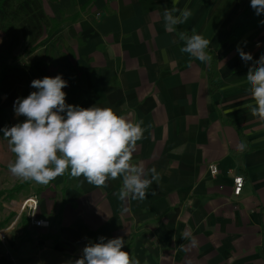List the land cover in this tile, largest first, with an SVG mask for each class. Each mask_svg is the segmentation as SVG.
I'll return each instance as SVG.
<instances>
[{
	"label": "crops",
	"instance_id": "0c3cea01",
	"mask_svg": "<svg viewBox=\"0 0 264 264\" xmlns=\"http://www.w3.org/2000/svg\"><path fill=\"white\" fill-rule=\"evenodd\" d=\"M41 1L56 25L21 66L32 81L62 75L68 104L143 120L147 130L133 161L155 167L160 179L142 201H119L121 180L100 189L67 174L47 185L25 182L9 171L15 157L0 139V264H69L100 237H122L141 264H264V125L244 107L253 102L245 78L264 54V28L224 42L250 0ZM174 4L187 5L192 15L170 33L162 14ZM193 30L210 40L219 79L213 93L211 59L203 63L180 51L177 33ZM238 46L253 60L245 63ZM6 120L13 126L25 117L13 111ZM242 141L247 149L240 152ZM209 164L217 175L210 176ZM235 176L244 180L239 196ZM31 195L49 227L33 228L25 217L15 222L5 208Z\"/></svg>",
	"mask_w": 264,
	"mask_h": 264
},
{
	"label": "clouds",
	"instance_id": "9594fccd",
	"mask_svg": "<svg viewBox=\"0 0 264 264\" xmlns=\"http://www.w3.org/2000/svg\"><path fill=\"white\" fill-rule=\"evenodd\" d=\"M250 6L256 15L264 14V0H250ZM191 15L187 5L183 9L175 4L165 8V31L175 33L176 26L185 24ZM177 35L184 42L182 53L203 63L211 59L207 52L210 40L202 34L193 30L191 35L183 31ZM237 52L245 63L253 60L252 54L239 46ZM162 53L167 62L166 49ZM245 80L253 102L244 107L264 125V54L249 67ZM67 86L62 75L34 79L31 87L36 91L14 102L15 115L25 120L0 129L15 157L8 164L9 171L22 181L40 185L66 174L74 180L83 177L98 189L107 188L109 181L121 180L114 193L119 201L144 200L149 187L160 179L155 167L146 169L143 162L133 161L137 144L147 130L144 121L134 122L109 107L68 104L63 91ZM246 149V142L237 145V151ZM124 246L122 237H100L99 242L86 245L82 256L69 264H141Z\"/></svg>",
	"mask_w": 264,
	"mask_h": 264
},
{
	"label": "trees",
	"instance_id": "16d2710c",
	"mask_svg": "<svg viewBox=\"0 0 264 264\" xmlns=\"http://www.w3.org/2000/svg\"><path fill=\"white\" fill-rule=\"evenodd\" d=\"M246 17L242 22L234 23L225 43H233L247 31L264 28V14L256 15L249 5L244 9ZM54 19L49 18L42 6L41 0H0V101L3 94L2 87L7 77H11L14 88V99L25 98L31 92L32 78L27 70L16 64L15 51L22 45L25 50L34 52L42 46L55 28ZM254 63V62H253ZM215 58L212 56L207 69L208 84L211 93L217 90L219 79L214 71ZM11 127L12 124L5 117H0V129ZM0 139L3 132L0 131ZM25 184L13 188L14 191L22 189ZM27 220H25L26 223Z\"/></svg>",
	"mask_w": 264,
	"mask_h": 264
},
{
	"label": "built area",
	"instance_id": "2783aa9c",
	"mask_svg": "<svg viewBox=\"0 0 264 264\" xmlns=\"http://www.w3.org/2000/svg\"><path fill=\"white\" fill-rule=\"evenodd\" d=\"M208 172L210 176H215L218 174V168L215 164L208 165ZM243 177L235 176L233 177V195L239 196L243 187ZM5 208L13 213H15V222H17L21 217H25L30 226L33 228H46L49 227V222L44 220L39 213V199L36 195H31L24 199L20 203L9 202ZM4 231L0 230V242L4 243L5 236Z\"/></svg>",
	"mask_w": 264,
	"mask_h": 264
},
{
	"label": "rangeland",
	"instance_id": "374dc122",
	"mask_svg": "<svg viewBox=\"0 0 264 264\" xmlns=\"http://www.w3.org/2000/svg\"><path fill=\"white\" fill-rule=\"evenodd\" d=\"M23 49H25V46L24 45L20 46L15 51V56H14V58L16 60L15 63L20 65V66L24 63L25 64L28 63L26 58L30 54L29 51L25 50V52H24ZM18 54H21V55H18ZM2 92H3V94L1 96V101H0V117H5V118L9 119V118H12V112L14 111L13 105H14V102L16 101L13 97L14 96V88H13L12 83H11V77H7L5 79V82H4L3 87H2Z\"/></svg>",
	"mask_w": 264,
	"mask_h": 264
}]
</instances>
